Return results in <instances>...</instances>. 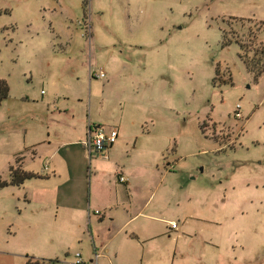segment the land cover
Masks as SVG:
<instances>
[{
    "label": "rangeland",
    "instance_id": "374dc122",
    "mask_svg": "<svg viewBox=\"0 0 264 264\" xmlns=\"http://www.w3.org/2000/svg\"><path fill=\"white\" fill-rule=\"evenodd\" d=\"M234 40L249 57L264 45V0H0V178L24 155L48 171L30 150L89 121L119 129L100 156L148 183L134 192L136 218L125 225L120 210L105 231L108 258L51 209L33 213L21 189H2L0 264L76 253L85 264H264V77Z\"/></svg>",
    "mask_w": 264,
    "mask_h": 264
},
{
    "label": "crops",
    "instance_id": "0c3cea01",
    "mask_svg": "<svg viewBox=\"0 0 264 264\" xmlns=\"http://www.w3.org/2000/svg\"><path fill=\"white\" fill-rule=\"evenodd\" d=\"M96 127L98 126H92L88 121L76 137H56V140H46L38 144L39 147H45L43 153L38 152L40 148H32L30 154L33 159L36 156L48 158L49 170L41 173L37 169H29L25 166L27 156L24 155L25 158L18 165L25 171L36 174L37 177L26 180L19 186L10 187L23 191L24 203L33 207V213L38 208L51 209L57 214L56 217L59 216L60 221L71 223L81 230L83 239L86 242L90 241L93 249L96 250L99 246L98 255L101 258H108L105 231L109 224H117L120 210L129 216L125 225H129L136 218L137 215H132L136 205L134 192L143 190L148 183L136 178L137 173L133 169V164L114 160L111 152L103 158L100 155L89 157L85 142L90 129L94 130ZM117 132L119 137L118 128ZM112 147L113 145L109 149ZM156 161L157 159L154 160ZM147 163L156 166V163ZM106 164L110 167V180L102 183L99 174L102 166ZM113 175L116 178L123 176L125 182L120 183L118 179L114 181ZM28 185H31V188ZM95 211L99 214H95ZM85 230L86 235L83 234ZM118 234L120 229L115 231V235ZM96 253L95 251V255ZM112 256L117 258L116 253Z\"/></svg>",
    "mask_w": 264,
    "mask_h": 264
},
{
    "label": "trees",
    "instance_id": "16d2710c",
    "mask_svg": "<svg viewBox=\"0 0 264 264\" xmlns=\"http://www.w3.org/2000/svg\"><path fill=\"white\" fill-rule=\"evenodd\" d=\"M85 5H87V0H83V6L85 7ZM222 41L223 45H228L231 42V40L226 38L224 34L222 35ZM234 41L238 44L240 48L239 58L243 62L246 70L255 79L259 77H264V45L259 46V48L253 49V55L249 57L247 54L248 50L245 44L237 40ZM8 95L9 86L4 79H0V104L3 100L8 97ZM15 163L14 165H10L8 167L9 179L3 180L0 178V190L9 186H19L23 184L24 181L37 177L36 174L25 171L21 168L20 165H16ZM26 264H38V262L32 263L30 261H27Z\"/></svg>",
    "mask_w": 264,
    "mask_h": 264
},
{
    "label": "built area",
    "instance_id": "2783aa9c",
    "mask_svg": "<svg viewBox=\"0 0 264 264\" xmlns=\"http://www.w3.org/2000/svg\"><path fill=\"white\" fill-rule=\"evenodd\" d=\"M94 77L103 79L105 74L102 70L94 72ZM234 118H240V106L237 105L233 114ZM118 132L116 128L106 129L103 127H98L94 130L90 129L89 136L85 142V149L89 157L98 156L104 150H106L109 146L113 145L117 140ZM118 182L123 183L125 179L123 176H118ZM95 214H99L98 211L94 212ZM172 228H175V225H172ZM98 257V254H96ZM68 264H85L81 258L80 253H76L74 260Z\"/></svg>",
    "mask_w": 264,
    "mask_h": 264
},
{
    "label": "water",
    "instance_id": "95a60500",
    "mask_svg": "<svg viewBox=\"0 0 264 264\" xmlns=\"http://www.w3.org/2000/svg\"><path fill=\"white\" fill-rule=\"evenodd\" d=\"M96 128H98V127H96Z\"/></svg>",
    "mask_w": 264,
    "mask_h": 264
}]
</instances>
